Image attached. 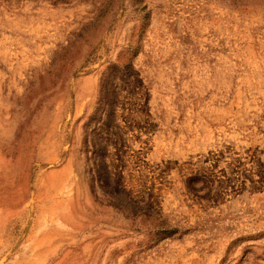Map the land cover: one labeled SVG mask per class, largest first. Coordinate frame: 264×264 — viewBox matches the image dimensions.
<instances>
[{"label": "rangeland", "instance_id": "1", "mask_svg": "<svg viewBox=\"0 0 264 264\" xmlns=\"http://www.w3.org/2000/svg\"><path fill=\"white\" fill-rule=\"evenodd\" d=\"M0 264H264V0H0Z\"/></svg>", "mask_w": 264, "mask_h": 264}]
</instances>
